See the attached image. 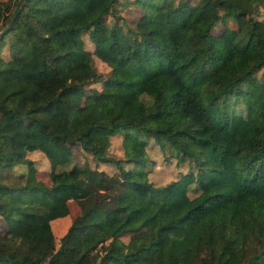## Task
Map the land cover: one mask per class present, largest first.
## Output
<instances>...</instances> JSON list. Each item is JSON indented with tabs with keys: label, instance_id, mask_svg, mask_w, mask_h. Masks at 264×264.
Here are the masks:
<instances>
[{
	"label": "trees",
	"instance_id": "1",
	"mask_svg": "<svg viewBox=\"0 0 264 264\" xmlns=\"http://www.w3.org/2000/svg\"><path fill=\"white\" fill-rule=\"evenodd\" d=\"M127 1L25 0L0 38V264H264V0H149L130 19L117 10ZM15 2L0 0V25ZM164 24L179 61L153 38ZM62 55L67 78L44 74ZM75 90L82 103L63 106ZM92 132L104 134L101 148ZM150 141L186 169L154 183ZM73 148L116 171L74 162V178H41ZM212 154L225 157L231 189L257 198L233 226L199 185ZM71 199L79 211L56 242L50 220Z\"/></svg>",
	"mask_w": 264,
	"mask_h": 264
},
{
	"label": "rangeland",
	"instance_id": "2",
	"mask_svg": "<svg viewBox=\"0 0 264 264\" xmlns=\"http://www.w3.org/2000/svg\"><path fill=\"white\" fill-rule=\"evenodd\" d=\"M149 0H133L127 1L126 4L120 5L118 11L125 16V18H136L143 10H147L146 3ZM202 21L206 18V12L202 11L199 13ZM112 19V17H109ZM231 26L233 23L228 22ZM64 25H77L75 19L70 16H64ZM3 25H0V27ZM174 28L170 24H164L156 30L153 35L158 42L164 46H170L172 49L173 57L176 61H179L181 58V51L178 45L174 41L173 36ZM227 37L229 38L231 32L227 31ZM82 38L84 41V46L86 48H92L93 44L90 42L87 33H82ZM0 54L8 58L9 49L7 45H4L1 49ZM230 46L228 45L221 53H216L214 55V63L217 65H222L230 57ZM93 56L94 65L101 72H106L108 65L98 58L95 54ZM44 74H56L61 78H67L69 73V66L66 62V57L64 55L59 56L55 60L47 59L45 61V66L43 70ZM260 74V71L258 72ZM83 101V93L79 91H72L67 93L64 96L62 105L65 107L76 106L81 104ZM89 142L95 145L98 148H101L105 143V136L102 132H92L89 136ZM149 154L153 156L156 160V165L151 172V179L154 183L165 182L173 177H175L180 170H185L187 167L186 160L177 161L175 157H165L164 154L159 150V148L150 141V144L147 146ZM39 160L37 159L36 163L38 165ZM74 162H88L90 165H96L98 168H104L108 172L116 171V168L113 164L109 162L95 161L90 153L86 150L80 148H73L71 150V160L65 164L58 165L56 171L50 177L46 174H43V178L48 183L51 179H71L74 178V173L71 171V165ZM25 169L26 167H16V170ZM200 181L199 185L205 187L207 191L212 192L216 195L214 201L210 204L208 209H220L222 220L225 226H233L238 220L244 216L248 209L257 203V198L251 195L241 194L234 191L228 185V180L231 177L230 171L226 165V159L223 155L212 154L211 157L202 163V168L198 171ZM261 178L264 179V171L261 172ZM189 194H194V188L189 189ZM69 211L67 214L55 217L50 220L51 229L54 233L55 240L58 242V238L64 233L67 226L69 225L72 217L79 211V206L74 200H68ZM3 221L0 218V231L3 229ZM169 236L167 230L162 231L161 239L159 244L161 245ZM256 241V235L253 231H249L245 238V244H251ZM117 246V245H116ZM103 264H110L109 261H105Z\"/></svg>",
	"mask_w": 264,
	"mask_h": 264
},
{
	"label": "water",
	"instance_id": "3",
	"mask_svg": "<svg viewBox=\"0 0 264 264\" xmlns=\"http://www.w3.org/2000/svg\"><path fill=\"white\" fill-rule=\"evenodd\" d=\"M25 0H16L15 5L12 9V11L9 13L6 22L3 26L0 27V38L3 36V34L9 29L12 20L14 19V17L17 15L18 11L20 10L23 2Z\"/></svg>",
	"mask_w": 264,
	"mask_h": 264
}]
</instances>
